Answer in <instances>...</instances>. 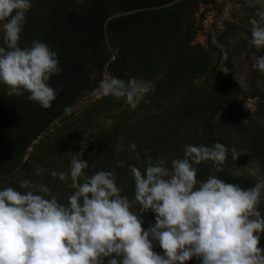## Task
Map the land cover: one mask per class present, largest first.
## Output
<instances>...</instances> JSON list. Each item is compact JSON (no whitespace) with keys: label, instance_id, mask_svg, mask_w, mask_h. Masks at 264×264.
<instances>
[{"label":"rangeland","instance_id":"obj_1","mask_svg":"<svg viewBox=\"0 0 264 264\" xmlns=\"http://www.w3.org/2000/svg\"><path fill=\"white\" fill-rule=\"evenodd\" d=\"M119 2L32 0L20 46L30 47L39 40L64 57L65 49L59 46L63 36L56 32L59 18L55 16L69 9L67 21L71 23L93 3L106 6L114 15L122 12L114 10ZM260 13H264V0H214V4L185 0L175 9L148 15L131 32L109 29L118 63L107 67L102 79L115 76L125 81H151L154 90L147 97L149 102L133 111L123 100L93 91L53 121L47 134L39 137L36 149L30 148L24 157L26 169L2 179L0 189L24 191L19 185L27 180L46 185L66 204L73 191L71 181L61 182L51 172H68L70 161L78 155L89 164L87 175L112 172L121 194L131 200L135 188L130 165L143 170L151 158L165 159L170 166L172 159L183 157L185 145L217 142L235 148L238 159H232L229 151L222 166L211 162L198 166V180L210 175L219 178L222 172L253 184L264 179V157H259L264 153V74L253 67L255 58L264 52L249 42L251 21ZM104 55L107 61L113 60L108 51ZM0 93L3 98L6 91L2 85ZM252 100L256 102L251 112L245 103ZM130 143H135L139 159H130V150L116 149L117 144L127 149ZM119 162L125 167H118ZM38 167L44 169L40 176L35 174ZM132 210L139 212V205ZM260 210L264 214V204ZM142 218L144 229L155 223L151 211L142 213ZM259 247L264 250V236ZM154 251L163 255L158 246ZM189 264L199 261L193 258Z\"/></svg>","mask_w":264,"mask_h":264},{"label":"clouds","instance_id":"obj_2","mask_svg":"<svg viewBox=\"0 0 264 264\" xmlns=\"http://www.w3.org/2000/svg\"><path fill=\"white\" fill-rule=\"evenodd\" d=\"M32 0H0V85L6 95L27 99L50 109L57 98L51 86L62 69L57 53L39 40L30 47L20 41ZM264 52V13L251 21L250 40ZM253 67L264 74V55ZM257 86H260L259 84ZM154 90L151 81L111 76L94 90L101 97L123 100L136 110ZM258 99V98H257ZM255 100L245 103L254 111ZM244 123H247L245 121ZM139 159L135 143L127 149ZM231 151L217 142L184 146L183 157L171 165L165 159L145 161L140 170L130 165L134 181L131 200L121 194L112 172L86 174L89 164L74 155L68 172L53 178L71 181L73 189L62 204L44 185L30 181L0 189V264H264L259 247L264 236V179L249 188L228 183L215 175L197 179L198 166H222ZM118 167H125L119 162ZM43 168H36L40 176ZM139 205V212L133 207ZM151 211L155 223L144 229L142 213ZM163 250V255L154 251Z\"/></svg>","mask_w":264,"mask_h":264},{"label":"trees","instance_id":"obj_3","mask_svg":"<svg viewBox=\"0 0 264 264\" xmlns=\"http://www.w3.org/2000/svg\"><path fill=\"white\" fill-rule=\"evenodd\" d=\"M170 1L172 0H120L114 10L125 12ZM203 1L206 4H214V0ZM178 6L179 4L170 9L137 13L113 20L108 25V37L111 34L109 29H113L114 32L122 30L131 32L130 29L144 23L148 15H160ZM64 10L55 16L59 18L56 22V32L63 36L59 46L65 49L66 54L64 57L58 55L62 71L50 82L58 93L52 107L42 109L27 99V93L20 97H9L3 93V98L0 93V181L16 174L18 170L26 169L23 164L24 157L35 141L50 128L53 121L98 87L107 67L118 63L116 57L108 65L110 61H107L104 55V52L108 51L112 56L104 33V23L113 10L93 3L92 6L80 11L71 23L67 21L69 9ZM57 49L59 50L58 47ZM259 157L263 158L264 153H260ZM219 178L245 189L254 185L251 182L234 179L223 172L219 174Z\"/></svg>","mask_w":264,"mask_h":264},{"label":"water","instance_id":"obj_4","mask_svg":"<svg viewBox=\"0 0 264 264\" xmlns=\"http://www.w3.org/2000/svg\"><path fill=\"white\" fill-rule=\"evenodd\" d=\"M183 1L185 0H172L168 3H165V4H162V5H156V6H150V7H142V8H136V9H132V10H129V11H125V12H121V13H117V14H114V15H110L107 20L105 21L104 23V33H105V37H106V41H107V45H108V48L113 56V60L114 61L116 59V55L114 53V51L112 50L110 44H109V37H108V25L111 21L113 20H116L118 18H123V17H127V16H130V15H134V14H137V13H145V12H152V11H160V10H165V9H170L180 3H182ZM110 61L108 63V65L112 62ZM105 73V71H104ZM104 73H103V77H104ZM72 108V107H71ZM71 108L65 112H70L71 111ZM64 112V113H65ZM64 115V114H62ZM52 125V124H51ZM48 130H46L43 134H47ZM40 140L37 139V141H35V143L31 146V148L35 147V145L37 144V142Z\"/></svg>","mask_w":264,"mask_h":264}]
</instances>
